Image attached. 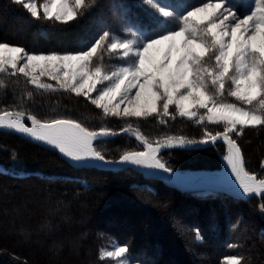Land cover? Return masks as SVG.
<instances>
[{"label":"trees","instance_id":"obj_1","mask_svg":"<svg viewBox=\"0 0 264 264\" xmlns=\"http://www.w3.org/2000/svg\"><path fill=\"white\" fill-rule=\"evenodd\" d=\"M44 2L37 0L38 5ZM163 2L182 10L200 0ZM138 3L142 0H97L84 16L63 25L33 20L13 0H0V42L36 52L86 47L100 30L126 34L121 14L127 6L142 15L147 5L134 7ZM0 80L5 85L0 86V114L25 110L41 120L72 118L90 130L119 131L125 124L104 118L83 97L38 93L23 77L0 75ZM27 92L33 93L31 98ZM135 123L150 142L166 136L198 140L205 128L222 130L179 117L167 124L156 118ZM234 138L246 170L264 179V126L246 128ZM95 146L112 161L126 151L143 150L127 133ZM226 154V144L219 142L200 149H167L160 158L173 171L207 173L220 171ZM261 205L264 197L179 191L132 169L78 168L58 151L0 131V264H109L100 257L111 241L128 247L134 264H223L227 255L242 256L243 264H264Z\"/></svg>","mask_w":264,"mask_h":264},{"label":"snow or ice","instance_id":"obj_2","mask_svg":"<svg viewBox=\"0 0 264 264\" xmlns=\"http://www.w3.org/2000/svg\"><path fill=\"white\" fill-rule=\"evenodd\" d=\"M13 2L33 20L67 25L84 16L97 0ZM143 5L147 8L142 15L127 6L121 14L130 38L100 30L86 47L62 52H36L0 42V75L23 77L38 93L83 97L104 118L124 121L119 131L90 130L65 117L41 120L25 110L4 111L0 128L43 142L76 162L129 164L169 175L173 170L160 158L162 148L222 141L233 183L248 196L264 197V179L246 170L234 138L246 128L264 126V0H200L182 10L175 3L142 0L134 7ZM0 86H5L2 80ZM32 95L27 92L28 98ZM177 117L222 130L205 128L198 140L166 136L150 142L135 123L156 118L167 124ZM124 133L134 136L143 150L126 151L112 161L95 146L96 141ZM196 238L200 239L199 233ZM128 253V247L116 246L100 258L128 264ZM243 260L227 255L223 264Z\"/></svg>","mask_w":264,"mask_h":264},{"label":"water","instance_id":"obj_3","mask_svg":"<svg viewBox=\"0 0 264 264\" xmlns=\"http://www.w3.org/2000/svg\"><path fill=\"white\" fill-rule=\"evenodd\" d=\"M25 124L28 125L25 121ZM1 132L4 133H12L16 134L24 139L30 140L38 145H41L46 148L53 149L55 151H58L57 149H54L53 147L44 144L43 142H38L34 140L33 138L16 132L15 130L8 129V128H0ZM99 141L95 142V145ZM224 143L222 141H217L216 143ZM215 143V144H216ZM215 144H193V145H186L184 147H172V148H180V149H200V148H205V147H210ZM167 149L171 148H162L160 150V154ZM59 152V151H58ZM242 152V151H241ZM60 155L65 158L68 162H70L72 165L78 168H95L99 170H105V171H113V172H118L122 170H127V169H132L140 174L144 175L146 179L149 180H160L163 183H165L167 186L177 189L179 191H191V192H226L234 197L241 198V199H250L251 197H259L261 196L258 195H252L248 196L243 193L241 189H239V186L237 184H234L233 181L235 180V177L231 176L228 172H220V171H215V172H207L204 173L196 178H186L181 175H177L174 172H172L171 175L167 173H163L159 170H154V169H146L134 165H129V164H104L99 161H84V162H76L73 161L67 157H65L63 154L60 153Z\"/></svg>","mask_w":264,"mask_h":264},{"label":"rangeland","instance_id":"obj_4","mask_svg":"<svg viewBox=\"0 0 264 264\" xmlns=\"http://www.w3.org/2000/svg\"><path fill=\"white\" fill-rule=\"evenodd\" d=\"M119 36H122V37H125V38H130V34L128 32H126V34H124V35H119ZM111 63H118V61L113 60V61H111ZM52 83H55V82H52ZM224 161H225V159L223 158L222 159V169L220 170V172H226V170H227L226 169L227 167L225 165L227 162L226 161L224 162ZM172 172H174L177 175H181L183 177H189V176H195V175H198V174H201V175L204 174L202 172H181V171H172ZM116 246H121V245L118 244L116 241H111L102 249L101 253L105 252V251H108V250H112ZM126 256H127V254H126ZM106 260L108 261L109 264H117V262L114 261V260L107 259V258H106ZM127 260H128V264H134V263L130 262L128 257H127Z\"/></svg>","mask_w":264,"mask_h":264},{"label":"bare ground","instance_id":"obj_5","mask_svg":"<svg viewBox=\"0 0 264 264\" xmlns=\"http://www.w3.org/2000/svg\"><path fill=\"white\" fill-rule=\"evenodd\" d=\"M225 162V161H224ZM226 165V167H227V163L225 164ZM227 170H226V172H228L229 174H230V169L227 167L226 168ZM201 174H198V175H195V176H189V177H186V178H196V177H198V176H200Z\"/></svg>","mask_w":264,"mask_h":264}]
</instances>
